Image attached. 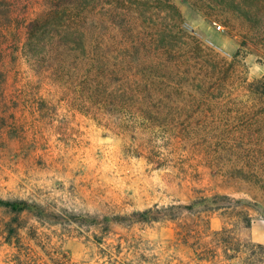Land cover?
Returning <instances> with one entry per match:
<instances>
[{"label": "rangeland", "instance_id": "rangeland-1", "mask_svg": "<svg viewBox=\"0 0 264 264\" xmlns=\"http://www.w3.org/2000/svg\"><path fill=\"white\" fill-rule=\"evenodd\" d=\"M1 3L18 22L44 7ZM132 9L143 16L125 31L171 47L148 121L134 111L86 114L74 88L40 79L22 58L20 76L12 72L0 98V196L102 222L25 213L11 246L12 216L0 209V264H264V0H142ZM217 195L229 197L223 208L174 220L103 221Z\"/></svg>", "mask_w": 264, "mask_h": 264}, {"label": "trees", "instance_id": "trees-1", "mask_svg": "<svg viewBox=\"0 0 264 264\" xmlns=\"http://www.w3.org/2000/svg\"><path fill=\"white\" fill-rule=\"evenodd\" d=\"M141 1L44 0L43 11L29 22L15 21L11 6L1 3L0 98L7 91L12 72L15 77L20 76L18 66L22 58L40 79L44 77L74 88L83 99L84 113L134 111L137 118L148 121L152 104L149 96L151 98L155 87L167 80L161 73L170 71L165 57L171 47H160L155 39L148 41L134 28L123 29L132 27L143 16V11L138 15L132 9L134 2L139 6ZM99 25L108 26L107 30L114 37L100 32ZM23 30L26 35L24 43ZM112 39L121 43H112ZM136 71H142L143 75ZM228 198L218 195L200 197L190 205L154 206L113 219L105 217L103 221L109 225L111 222L138 224L167 218L174 220L185 210L221 209L220 199ZM0 209L12 216L5 224L4 237L5 243L11 246L21 243L19 232L22 225L19 222L25 213L50 222L65 221L80 226H98L102 222L97 216L70 212L63 216L48 212L37 203L1 196Z\"/></svg>", "mask_w": 264, "mask_h": 264}]
</instances>
